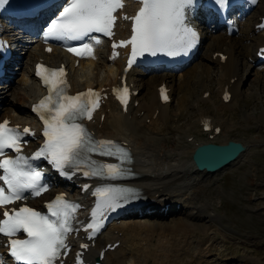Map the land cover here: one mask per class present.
Returning a JSON list of instances; mask_svg holds the SVG:
<instances>
[{"label":"rangeland","instance_id":"obj_1","mask_svg":"<svg viewBox=\"0 0 264 264\" xmlns=\"http://www.w3.org/2000/svg\"><path fill=\"white\" fill-rule=\"evenodd\" d=\"M245 30L249 31V29ZM261 34L264 35V33ZM254 36L258 37V35ZM222 37L221 34L214 37V46L221 50L225 48L223 39L226 38L222 39ZM11 38L15 40V37ZM209 40L211 41V38ZM210 41L204 46L200 59H197L194 65L192 64V68L190 67L191 71L187 74L186 80L184 79L186 83L180 85L183 80H179L180 77L174 76L172 79L175 96L165 119L152 132L143 128V132L148 131L149 138L139 140L141 144L134 139L139 147L137 153L140 155V167L142 170L146 169L149 177L144 181L146 184L155 186L159 185V182L164 183L165 185L160 187L172 191L171 181L176 180L174 184H183L181 182L184 181L181 179L184 174H187L189 177L186 176L183 179L184 183H187L185 184L186 195L193 194V201L189 200L191 203L186 208L183 206V201L186 202L187 197L183 192V196L175 197L181 200V205H178L176 211L174 209H169L164 213L161 210L157 211L160 215L164 214V218L160 219L159 214L155 212L151 217H134L126 221L128 224L135 223L139 226L156 228L155 232L159 235L158 242L164 246H162L163 250L159 251L153 247L150 250L148 245L144 246V249H148L147 251L157 253L149 260L142 256L138 259L139 264H264V68L260 70L253 68L252 71L249 65L246 66L244 63L240 67L242 68L240 77L246 70L247 72L240 90L238 89L240 93L237 91L234 102L225 107L220 101V85L218 84L220 77H216L220 75V70L215 64L210 63L209 65L212 51L208 50L213 45ZM234 44L238 49L237 59L243 62L242 55L241 57L239 55L240 46L237 42ZM231 45L232 43L230 47ZM248 50L249 47L243 46L244 56L248 54L246 52ZM235 53L236 51L233 54ZM23 63L30 62L26 58ZM96 64L97 62L94 63ZM93 67L88 68V71L80 70V74H84L87 83L91 81L99 85L107 77L110 78L108 67L106 68L103 62L96 66L95 70H98L96 74L92 71ZM207 68L210 71H207ZM204 69L209 72L210 77L204 74L201 79L197 75L193 80L190 79V76L200 74ZM76 74L74 73L75 76ZM156 76H159L158 82H152V84L157 85L164 74L152 73L147 76L148 78L144 76L139 78L138 87L143 90L140 91L141 96H138L141 103L150 101L154 85L151 84L150 87L146 85L150 80H155ZM13 84L14 86L8 93L0 95L2 112L17 111L19 105L25 106L27 99H30L36 92L31 80L22 85L20 79L17 78ZM206 93L211 94V100L205 96ZM202 116H210L214 126L221 128V134L214 135L212 139L210 134L203 133L202 122H200ZM20 117L27 118L25 114ZM150 120L147 119L145 124L150 125ZM111 123L105 126L109 131L113 128ZM129 136L135 138L133 133ZM230 140L242 142L247 152L224 171L209 176L193 172L191 174L180 173L192 163V150L195 147L192 145L193 141L226 144ZM165 176L168 178L166 179ZM160 191L163 190L160 189ZM173 195L176 196L174 193ZM201 205L207 207V211L199 214L197 208ZM122 248L125 252H114L110 263L123 261V264H133L132 262L137 258L133 261L125 259L130 256V248L125 244ZM146 250L142 249V251Z\"/></svg>","mask_w":264,"mask_h":264},{"label":"snow or ice","instance_id":"obj_2","mask_svg":"<svg viewBox=\"0 0 264 264\" xmlns=\"http://www.w3.org/2000/svg\"><path fill=\"white\" fill-rule=\"evenodd\" d=\"M139 2L141 7L134 16L123 17L131 20L130 39L112 44L113 50L131 47L129 68L145 54L176 56L187 54L195 46L198 32L191 22V14L197 10L198 0ZM8 3L9 0H0V8ZM230 3L231 0H212L218 13L228 9ZM123 8V0H66V4L61 6L58 13H53L54 18L48 22L45 38L74 41L90 38L99 44L100 39L92 34L99 33L111 38L117 12ZM3 47L0 43V48ZM68 51L77 56H90L93 54V43L70 46ZM36 75L48 91V95L32 109L43 123V145L30 158L21 155L23 136L28 135L30 130L25 128L21 133L18 128L10 127L9 121L0 122V181L3 182V186H0V209H3L0 234L8 239L7 247L14 264H57L59 257L67 250L68 234L76 230L72 221L79 205L66 201L62 195L46 205V213L27 206L11 210L7 208L16 201L26 199L25 193L39 196L47 191V185L42 183V173L33 168L30 161L46 160L68 179L76 171H81L85 177L116 180L124 175L121 165L129 158V153L114 141L95 140L82 123L84 119L91 120L93 112L99 107V93L88 89L74 96L68 95L63 67L50 69L38 64ZM114 91L120 102L127 105V87ZM161 92L167 100L163 90ZM225 99H228L227 95ZM6 150L14 151L16 156H8ZM92 154L115 157L120 163L102 164L91 159ZM67 169L72 172L69 173ZM94 194L97 203L91 212V222L84 227V231L90 233L103 227L106 211H115L137 195L133 189L111 185L97 187ZM20 234H24L25 238H18ZM81 247L86 249L88 245L83 244ZM78 264H83L79 257Z\"/></svg>","mask_w":264,"mask_h":264},{"label":"bare ground","instance_id":"obj_3","mask_svg":"<svg viewBox=\"0 0 264 264\" xmlns=\"http://www.w3.org/2000/svg\"><path fill=\"white\" fill-rule=\"evenodd\" d=\"M252 27H253L252 32L254 33L253 35H258V37L256 39H259V41H264V35L261 34V33H264V32H261V33L257 34V31L254 30V26H252ZM253 35H252V37H253ZM223 38H224V36L222 37V39ZM226 38L223 39L224 40V44L229 49L230 45L226 44V41L228 40ZM10 39H12V38H10ZM234 48L235 47H231V49L229 50V52L226 51L227 55H229V58H228L226 64H220L218 62H215V61L212 60V56L210 57V61L215 62L217 64V66H220L222 68L223 73H224V75H221V73H220V75H217L216 76L217 78H218V76L219 77H222V78L218 79V81H219L218 84L220 85L219 94L221 95V99H222V96H223L222 95L223 89L226 86H229V89H230L231 94H232V98H231V101L229 103H224L223 100H221V104L223 106L230 105V104H232L234 102V100L237 97V94L240 93V91H238V89L240 88L241 83L244 82L243 81L244 76H243V78L240 77V73H239L240 68L238 67V64H239V62H241V60L240 59H237V57H238V52L236 50L237 46H236L235 49ZM234 51H236V53H235L236 55L233 54ZM218 52H221V51H218ZM96 55L93 56V57H91V59H88L85 63H83L82 66H81V67H83L82 69H85L87 71L90 68L92 69V67L94 66V63L96 61V58H97ZM48 60H49V58H46V62ZM61 61H65V60L62 59ZM194 62H192L188 66L189 67V70H187L188 67L186 68V70L185 69L180 70L182 73L179 75V77H180L179 80L183 79L180 82V83H182L180 85H183L184 82L186 83V81H184V79L186 80V76L191 71L190 67L192 66V64ZM105 63H106V61H105ZM209 65H210V62H209ZM105 66H106V68L108 67V69H107L108 70V76L110 78L107 77V79H105L101 83V86L103 85V83H107V81H109L110 79H112V77H115V75L117 74L116 73L117 72V69H116L115 66H113V65H107V63H106ZM209 68H210V66H209ZM209 68H207V71L209 70ZM204 74L206 76H208L209 72H206V70L204 69V71L200 72V74L196 73L193 77L190 76V79L193 80V78L196 77V75L198 76L199 79H201V76H203ZM145 75H146V73L144 72L141 76H145ZM208 77H210V76H208ZM225 77H227V78H225ZM235 77H237L238 80H236V82L232 84L230 81H231V79H234ZM141 81L144 82V80H142V79H141ZM152 82H155V80H150L149 82H147L148 85H146V87H150V85L152 84ZM88 84L89 85H94L91 81H89ZM153 85H154V83L152 84V86ZM143 87H145V86L143 85ZM153 88H154V91L151 92L150 101L147 102V103H144L143 102L140 105L138 111H134V112L131 113V115H132V121L131 122L128 121L127 117L122 116V114L120 113V110H119L118 107L114 106L113 112L109 115L108 119L109 118H112L114 120V123L117 126L116 128H118L119 131L117 130L114 133L113 132L110 133L109 131H104L103 130L104 133H105V135L114 136V137H116L117 139H120V140H125V141L128 140L131 143V145L133 146L134 151H135L134 153H136V155H135L136 161H137L136 168L138 167L139 170H141L145 174H146V169H143L142 170V167H140V164H139L140 163V158H139L140 155L137 153L139 147H137L136 142H134V139H136L139 142L138 144H141L140 143L142 141L141 139H143V138H146V139L149 138L148 137V134L149 133H147L148 131L147 132H143L142 131L143 128H145L146 130L148 129L151 132L154 131L153 129H157V126H159L158 124H161V122L165 119V117L167 115V112L170 110V107L169 106H171V105H166V106L161 105L159 103V98H157L158 97V92H157V89H155V85L153 86ZM142 91L143 90H141V92ZM237 91H238V93H237ZM139 95H140V93H139ZM210 100H211V98H210ZM225 107H227V106H225ZM140 110L141 111L144 110V112H145V115H144L143 119H139V117H138V112ZM157 110H159V114H158L157 118H155L154 114L157 112ZM202 117L200 118V122L203 121ZM147 119H151L150 125L149 124H147V125L145 124V122H146ZM123 127H128L129 130L131 128V131H132L131 133H133V135H135L134 136L135 138H130L128 132L126 130H122ZM139 140H141V141H139ZM142 144H144V142ZM200 144H205V143H202V142L201 143H198L197 141L196 142H193L192 145L195 146L193 150H195L198 146H200ZM193 150H192V152H194ZM138 161H139V163H138ZM191 162L192 163L188 164L186 166V168L182 172H180V173H183L184 172V173L191 174V172H193V173H198L199 175H208V176L210 175V174H205V173L199 172L196 169V166H195V164L193 163L192 160H191ZM191 166H192V168H191ZM188 167H190V169H188ZM213 175H215V174H213ZM186 176H188V175L187 174H184V177H182V178L184 179ZM165 177H166V179L168 178L167 176H165ZM158 178H160V177H158ZM179 178H180V176H179ZM171 179H173V178H171ZM183 179H181V180L185 182V180H183ZM141 180H142L141 181L142 182L141 184H137V182H135L134 185H137V186L141 187L143 190H145V196L147 195V198H148L147 199V202L151 203L154 200H155V202L153 203V205H147L143 209V211H135V212H147L150 209L151 210L154 209L155 211H160L161 210L162 213H164V211H166L167 209H171V210L174 209V211H176L177 208H178V205H181L180 204L181 200L180 199H177L175 197H177L179 195L183 196V192H185V197H187L186 202L183 201V206L185 208H186V206L188 204H190L193 201L192 200L193 194L186 195V185L185 184H187V183H184V182H181L180 181L183 184H180L179 185V184H174V181H176V180L171 181V184H172L171 188L173 189L171 191L170 189L165 190V188L160 187L161 185H163V186L165 185L164 183L162 184L160 182H159V185L149 186L150 184L148 185V184H146L144 182V181L148 180V176L142 178ZM167 183H170V182H167ZM160 189H162L163 191L161 192ZM167 191H171V192L168 194ZM173 191H178V192L175 193ZM173 193L176 194V196H174ZM189 200L190 201L192 200V201L189 202ZM166 206H167V208H166ZM162 207H165V208H162ZM197 209H198V213L199 214H202L205 211H207V207L205 208V206H203V205L199 206V208H197ZM162 213L160 215V213H157L156 212V214H159L158 217H160V219L161 218H164V216H165ZM136 214H139V213H136ZM116 230H118L119 233H121V232L124 233V237H123V240H122V244H125L127 247L130 248V256H128V258L125 257L126 255L123 256V257H125V259H129L130 261H133V260H135L137 258L134 262H132L133 264H139V261L140 260L138 261V259L142 258V256H143L144 259L146 258L147 260H149V258H151L153 255H155V253H157V252L156 251H150V250H152L151 247L156 248L158 251L161 250V249L163 250V247L164 246L162 245L163 246L162 247L159 244V242H158L159 235L155 232L156 231V228L154 229V228H151L150 226L148 227V226H145V225L139 226V225H137L135 223H131V224L125 223L123 226H118V227L113 228V231H116ZM161 231H163V229H161ZM160 236H161V233H160ZM113 238H115V237L114 236H108V241H109V239H113ZM119 240H120V238L117 236L115 241H119ZM147 245L150 248L149 251H147L148 249L147 250L144 249V246L146 247ZM122 247L119 250V253H124L125 252V250ZM142 249L143 250H146V251H142ZM139 250H141V251H139ZM162 252L164 253L166 251H162ZM112 255H114V254L113 253H108L107 254L106 259H105V263L106 264H109L112 261V259H111L112 258ZM110 264H123V261H114V262H112Z\"/></svg>","mask_w":264,"mask_h":264},{"label":"water","instance_id":"obj_4","mask_svg":"<svg viewBox=\"0 0 264 264\" xmlns=\"http://www.w3.org/2000/svg\"><path fill=\"white\" fill-rule=\"evenodd\" d=\"M245 153L244 144L231 140L224 145L209 143L197 147L192 154V160L200 172L217 174L231 166Z\"/></svg>","mask_w":264,"mask_h":264}]
</instances>
